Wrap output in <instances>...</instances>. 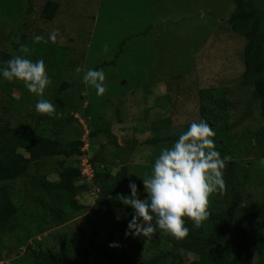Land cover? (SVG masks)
Wrapping results in <instances>:
<instances>
[{
    "label": "rangeland",
    "instance_id": "rangeland-1",
    "mask_svg": "<svg viewBox=\"0 0 264 264\" xmlns=\"http://www.w3.org/2000/svg\"><path fill=\"white\" fill-rule=\"evenodd\" d=\"M46 1L0 0V53L12 50L11 44L27 45L30 49L27 58L44 60L52 87L70 84L68 93L47 95L45 92L43 96L56 108V99L63 103L68 115V125L61 136L63 142L74 139L81 142L88 132L85 121L74 111L77 107L94 121L95 129L106 132L105 136L93 139L91 147L86 143L81 150L86 159L81 164L79 160L76 164L70 161L66 166L87 167L88 182L97 173L102 176L108 169L114 175L127 166L130 180L142 189L135 179L150 175L160 150L171 147L144 145L153 137V123L170 118L169 126L173 127L170 135L178 136L194 121H212L211 116L219 112L211 105L206 107L209 111L204 118L199 117L198 104L202 100L198 94L204 92V99L227 104L230 112L222 122L231 126L222 143V149L229 155L223 170L225 189L210 196L207 210L222 213L241 226L264 223V159L255 145L257 139L263 140L264 145V113L259 111L251 87L237 83L244 71L241 53L245 41L233 35L226 22L233 8L231 0H52L58 3L59 12L52 22L44 23L39 20V11ZM28 8L30 13L25 14ZM53 32L54 42L48 39ZM22 33L27 37L24 42L20 40ZM36 36L42 40L33 43ZM18 55L23 54L18 51ZM88 69L105 73L106 91L102 96H97L95 88L84 82ZM1 89L11 95L6 109L23 121L12 122L14 127L22 128L23 115H41L49 124L53 116L35 110L38 98L24 84L0 78ZM168 100L175 112L171 111ZM245 101L250 105L247 116ZM207 102L210 100L204 106ZM128 144L134 145V151H127ZM56 171L57 166L52 162L48 176L52 182L58 180ZM78 181L76 184L85 183L81 176ZM140 192L143 194V190ZM122 193L123 190L118 194ZM235 195L241 201H236ZM98 198L99 191L94 186L77 196L85 212L74 214L61 226L56 227L48 213L38 210L31 213L29 224L26 220L14 223L11 236L2 231L0 264H23L25 246L35 241L57 247L58 251L69 244L82 245L91 253L89 264H106L91 252L89 239L94 246H107L111 228L130 220L131 209H123L119 195L112 196L104 207L97 209ZM65 213L70 211L65 209ZM117 215L121 217L119 221ZM78 231L85 236L84 245L76 242ZM253 239L257 247L254 261L264 264V226ZM115 242L119 246L114 249L130 253L140 245H147L148 238H138L139 245L135 239L131 244L125 240ZM233 243L231 236L224 240L230 252L227 264H232ZM138 250L139 257L147 251ZM187 258L189 262L195 260L193 254ZM78 262L84 264V258L80 257Z\"/></svg>",
    "mask_w": 264,
    "mask_h": 264
},
{
    "label": "trees",
    "instance_id": "trees-1",
    "mask_svg": "<svg viewBox=\"0 0 264 264\" xmlns=\"http://www.w3.org/2000/svg\"><path fill=\"white\" fill-rule=\"evenodd\" d=\"M231 3L233 8L228 14L226 22L231 33L245 41L241 53L244 71L237 83L242 87H251L252 96L257 99L259 111L264 113V0H231ZM58 12V3L48 0L40 8L39 20L44 23L52 22ZM28 13H30V8L25 11V14ZM23 14L24 12L20 15ZM26 39V34L22 33L20 40L24 42ZM11 47L12 50L0 53V62L18 55L20 46L11 44ZM18 82L23 84L22 81ZM69 91H71V87L66 82L56 87L50 85L49 88H46L45 94L49 95L53 92L55 95L65 94ZM9 93L8 91L7 94H4L2 89L0 90V233L5 231L8 236H11V232L15 231L14 223L19 224L22 220H26L29 224L31 213L38 210L48 213L51 223H54L56 227L65 224L74 214L85 212L86 208L78 203L76 197L89 192L93 186L99 191V198L95 203L97 209L104 207L105 202L112 196H117L121 190H123L122 194H128L127 185L131 181V176L127 166H122L114 175L107 169L102 176L97 173L91 182L82 178V182L85 183L76 184L81 176V168L80 166L79 168L66 166V164L70 161H74L76 164L78 160L80 163V159L86 154L81 152L84 144L79 139L62 141V131L68 125V115L60 99H56L57 102H55L56 110L60 115H53L49 124H46L41 115L37 114L34 117L23 115L24 124L22 128H18L14 127L12 122L20 123L22 121L19 119L20 116L12 114L5 107L11 98ZM203 93L198 94L199 100L200 97L202 100L198 104L199 117L204 118L206 111H209V108H206L209 105L217 107L219 114L211 116L212 121H205L216 133L214 139L221 157L227 158L229 155L222 149V143L231 126L223 124L222 120L230 110L224 102H220V104L216 100L211 101L210 98L204 99L205 93ZM80 100L84 101L81 98ZM207 100L210 102L204 106ZM170 102L168 100L169 106L173 108L171 111L175 112L174 105ZM244 107H246L245 115L247 116L250 113L248 101H245ZM74 111L79 112L86 123L88 130L86 139L90 147L93 139L103 134L105 136L106 132L94 128V121L89 119L86 112H80L79 107ZM55 118L57 120L52 121ZM169 125L170 118L153 123L151 129L153 137L146 140L144 145L172 146L179 135H170L173 127L170 128ZM187 128L188 125L185 127V131ZM113 140L114 138H112V145H115ZM262 143L263 140L257 139L255 145L259 151H262L260 156L264 159ZM134 148V145L128 144L127 151H134ZM52 162L57 166L58 180L55 182L48 179L49 166ZM135 180L141 186L140 190H143L142 181L138 178ZM235 200L241 201L238 195H235ZM125 208L123 206V209ZM65 209L70 213H65ZM208 212V219L203 221L199 228L194 227L191 220L184 218L185 226L189 229L186 237L177 239L157 230L155 232L157 235L153 239L148 238L147 245L143 247L140 245L130 253L109 247L111 242L117 240H125L129 244L133 239L135 242L138 240L132 236L125 237L128 221L113 225L107 246H94L90 239L88 243L91 245V252L98 254L106 264H227L226 257L230 255V252L224 245V240L227 236H231L234 242L232 264H259L254 261V250L257 247L253 238L259 235V228L264 226V223L257 222L256 224L251 223L250 226H241L222 213L215 214L212 210H208ZM101 216L99 214V217ZM95 235H97L96 232L93 237ZM76 242L84 245L85 236L82 231L77 232ZM136 244L139 245L137 242ZM81 246L69 244L63 248L59 247L58 251L57 247L43 246L41 242L35 241L33 244L25 246L22 261L23 264H80L78 260L83 257L84 264H89L87 259L91 253L87 248ZM138 249L147 250L146 254L139 257ZM190 254L195 257V260L191 262L187 258ZM140 258L142 259L140 260Z\"/></svg>",
    "mask_w": 264,
    "mask_h": 264
},
{
    "label": "clouds",
    "instance_id": "clouds-1",
    "mask_svg": "<svg viewBox=\"0 0 264 264\" xmlns=\"http://www.w3.org/2000/svg\"><path fill=\"white\" fill-rule=\"evenodd\" d=\"M48 39L54 42L56 33H50ZM41 40L42 37L36 36L33 43ZM18 51L23 55L0 62V78L8 82L22 81L28 92L38 98L35 104L38 113L59 116L55 105L43 98L51 84L44 60L27 58L30 55L27 45H20ZM77 71L80 69L77 68ZM83 80L95 88L97 96L105 93L103 70L88 69ZM215 135L203 119L190 123L171 147L160 150L152 164L151 174L140 179L143 194L135 182L129 181L128 194H118L120 203L131 209L125 237L150 238L160 230L165 235L182 239L189 233L185 217L196 228L208 219L210 196L225 189L223 170L227 158H222L217 150ZM81 176L85 178L82 168ZM120 218L116 216L118 221ZM118 246L117 242L109 244V247Z\"/></svg>",
    "mask_w": 264,
    "mask_h": 264
},
{
    "label": "built area",
    "instance_id": "built-area-1",
    "mask_svg": "<svg viewBox=\"0 0 264 264\" xmlns=\"http://www.w3.org/2000/svg\"><path fill=\"white\" fill-rule=\"evenodd\" d=\"M86 136H87V133H85V135H84V138L82 139V142H83V144H84V147L87 145L86 143H87V140H86ZM83 147V148H84ZM82 151H83V149H82ZM87 151V150H86ZM83 159H86V156H83L82 158H81V162L83 161ZM87 161V160H86ZM85 161V163H87V166H88V162H86ZM86 165V164H85ZM82 168H83V170H82V172H83V175L84 176H86V177H88L87 175H86V173H87V171H88V168L86 167L85 168V166H83L82 165ZM85 168V169H84ZM87 169V170H86ZM90 169V168H89Z\"/></svg>",
    "mask_w": 264,
    "mask_h": 264
}]
</instances>
